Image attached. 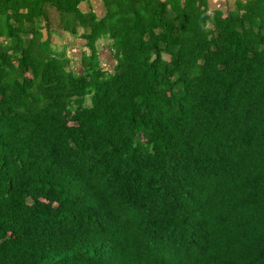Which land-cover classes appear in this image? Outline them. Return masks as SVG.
I'll return each mask as SVG.
<instances>
[{
    "label": "trees",
    "instance_id": "trees-1",
    "mask_svg": "<svg viewBox=\"0 0 264 264\" xmlns=\"http://www.w3.org/2000/svg\"><path fill=\"white\" fill-rule=\"evenodd\" d=\"M219 1L0 0V264H264V0Z\"/></svg>",
    "mask_w": 264,
    "mask_h": 264
},
{
    "label": "rangeland",
    "instance_id": "rangeland-1",
    "mask_svg": "<svg viewBox=\"0 0 264 264\" xmlns=\"http://www.w3.org/2000/svg\"><path fill=\"white\" fill-rule=\"evenodd\" d=\"M233 1L234 0H228V2H232V4H233ZM219 2L223 5V4L226 3V0H220ZM50 20H51V26H50L51 29L55 28L58 31L59 30L61 31V29H60V27L58 25V16H57V14L52 13L50 15ZM59 34H61V35L55 34L54 37H53V45H54V48L57 51L66 50V52L70 56H73V54H79V55H81V53L78 51V49H77V47L75 45L77 43V41H75L77 39V37H74L73 38V37H71V36H69L67 34H63L62 32H60ZM79 45H80V43H79ZM102 45H103V48H106L107 43L106 42H103ZM76 65H78V64H76Z\"/></svg>",
    "mask_w": 264,
    "mask_h": 264
},
{
    "label": "crops",
    "instance_id": "crops-1",
    "mask_svg": "<svg viewBox=\"0 0 264 264\" xmlns=\"http://www.w3.org/2000/svg\"><path fill=\"white\" fill-rule=\"evenodd\" d=\"M92 6H93V9L97 7V9L99 10L102 9L101 6H100V0H91V3H90ZM100 6V7H99ZM99 7V8H98ZM82 8L85 10V11H88V5L87 4H82ZM101 48L103 49V45L101 46ZM104 60H106L107 58L104 57L103 58ZM107 61V60H106Z\"/></svg>",
    "mask_w": 264,
    "mask_h": 264
}]
</instances>
